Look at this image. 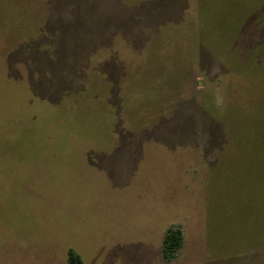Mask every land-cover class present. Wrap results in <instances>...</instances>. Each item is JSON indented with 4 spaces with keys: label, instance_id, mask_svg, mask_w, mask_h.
Returning a JSON list of instances; mask_svg holds the SVG:
<instances>
[{
    "label": "rangeland",
    "instance_id": "rangeland-1",
    "mask_svg": "<svg viewBox=\"0 0 264 264\" xmlns=\"http://www.w3.org/2000/svg\"><path fill=\"white\" fill-rule=\"evenodd\" d=\"M68 249L264 264V0H0V264Z\"/></svg>",
    "mask_w": 264,
    "mask_h": 264
},
{
    "label": "trees",
    "instance_id": "trees-1",
    "mask_svg": "<svg viewBox=\"0 0 264 264\" xmlns=\"http://www.w3.org/2000/svg\"><path fill=\"white\" fill-rule=\"evenodd\" d=\"M183 242V233L179 227H169L162 239L163 258H172L179 250ZM67 264H82L80 256L73 250H67Z\"/></svg>",
    "mask_w": 264,
    "mask_h": 264
}]
</instances>
